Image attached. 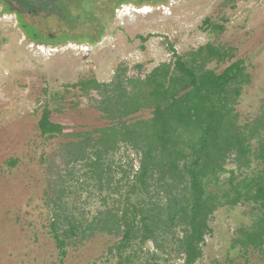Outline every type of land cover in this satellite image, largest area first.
Instances as JSON below:
<instances>
[{
  "label": "trees",
  "instance_id": "16d2710c",
  "mask_svg": "<svg viewBox=\"0 0 264 264\" xmlns=\"http://www.w3.org/2000/svg\"><path fill=\"white\" fill-rule=\"evenodd\" d=\"M17 1L27 8L28 0ZM204 24L224 29L209 18ZM102 36L64 34L59 41L95 44ZM169 47L174 59L143 78L126 76L123 69L111 82L89 78L69 85L80 88L79 96L90 100L104 125L70 127L54 121L58 109L44 106L40 135L45 142L59 140L41 162L49 233L60 264L71 249L100 234L116 238L108 249L115 264H140L148 242L154 251L147 261L165 256L166 262L175 253L181 264H196L214 213L244 204L258 214L234 245L264 254V100L259 114L243 123L237 106L252 74L244 60H233L234 49L208 43L179 54ZM212 63L228 65L217 71ZM231 159L236 170L227 168ZM19 163L5 161L10 168ZM94 198L102 207L88 217L85 205Z\"/></svg>",
  "mask_w": 264,
  "mask_h": 264
},
{
  "label": "rangeland",
  "instance_id": "374dc122",
  "mask_svg": "<svg viewBox=\"0 0 264 264\" xmlns=\"http://www.w3.org/2000/svg\"><path fill=\"white\" fill-rule=\"evenodd\" d=\"M121 1L63 0L64 19L25 13L26 21L46 34H103L95 44L71 41L52 47L29 42L16 14H2L0 7V264H60L49 233L41 162L59 140L45 142L37 123L49 103L58 109L54 121L84 128L105 124L90 100L79 96L80 88L69 85L89 78L111 82L123 69L126 76L143 78L174 59L170 45L184 54L208 43L220 44L233 48V60H244L252 74L237 106L242 122L259 114L264 100V0H164L156 5L126 4L116 12ZM207 18L223 31L204 24ZM139 36L148 39L141 41ZM227 65L209 67L221 71ZM54 94L58 95L52 99ZM10 157L20 160L17 167L5 164ZM227 168L237 169L232 159ZM85 206L88 217L102 207L96 198ZM257 214L250 204L216 211L203 257L196 264H264L263 253L234 245L240 230L251 226ZM114 239L96 235L71 249L66 264H115L108 252ZM144 249L137 259L140 264L182 263L175 253L166 262L165 256L147 261L154 247L148 242Z\"/></svg>",
  "mask_w": 264,
  "mask_h": 264
},
{
  "label": "flooded vegetation",
  "instance_id": "af4514ba",
  "mask_svg": "<svg viewBox=\"0 0 264 264\" xmlns=\"http://www.w3.org/2000/svg\"><path fill=\"white\" fill-rule=\"evenodd\" d=\"M63 0H58L56 2H53L52 4H37L31 1H25L24 4L27 5V8H22L19 1L14 0L13 2H10L9 0H0V7L1 12L8 13V9H11L14 14H16L17 19L19 20V23L21 25V28L25 34L26 39L29 42H32L34 44H38L44 47H52V46H58L65 42L59 41V37L64 34H53V33H44L41 28H39L37 25H34V23H28L25 19V13H27L29 16H38L45 13L44 19L49 18L51 16H60L61 18H65V9L62 4ZM20 6V7H18ZM123 7V6H122ZM121 8L118 7L115 9L116 12H118ZM11 13V14H13ZM34 35V36H33ZM31 37H35V39H31Z\"/></svg>",
  "mask_w": 264,
  "mask_h": 264
},
{
  "label": "water",
  "instance_id": "95a60500",
  "mask_svg": "<svg viewBox=\"0 0 264 264\" xmlns=\"http://www.w3.org/2000/svg\"><path fill=\"white\" fill-rule=\"evenodd\" d=\"M37 4H52L53 2H56L58 0H28Z\"/></svg>",
  "mask_w": 264,
  "mask_h": 264
}]
</instances>
